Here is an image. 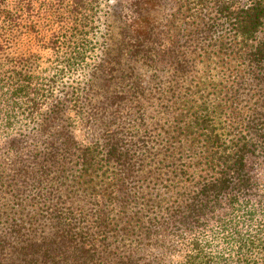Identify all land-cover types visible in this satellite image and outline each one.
Here are the masks:
<instances>
[{
    "label": "trees",
    "instance_id": "obj_1",
    "mask_svg": "<svg viewBox=\"0 0 264 264\" xmlns=\"http://www.w3.org/2000/svg\"><path fill=\"white\" fill-rule=\"evenodd\" d=\"M88 1L0 0V149L19 163L0 164V264H264V0L185 1L195 23L169 48L160 0H113L103 55L66 100L25 66L73 48ZM127 50L149 68L169 55L153 116L146 89L110 78L133 76ZM71 111L89 143L60 126Z\"/></svg>",
    "mask_w": 264,
    "mask_h": 264
},
{
    "label": "rangeland",
    "instance_id": "obj_2",
    "mask_svg": "<svg viewBox=\"0 0 264 264\" xmlns=\"http://www.w3.org/2000/svg\"><path fill=\"white\" fill-rule=\"evenodd\" d=\"M185 1L187 0H160V11L153 12V20L154 23L158 26L157 32H159V36L161 38V40L158 41H166V48H169L171 46L169 45L167 36H171L172 39L170 41L175 40L179 44L177 47L183 46L185 35L188 34V32L191 30V24L195 23L193 19L189 18L185 13L181 11L180 7L185 3ZM113 3V0L88 1V4L84 9L86 20L84 26L79 28L78 36L72 39L73 48L63 46V48H60L57 51H53L49 48H34L31 50L36 54L33 57V59H35V63L32 66H25V70L29 69V73L34 74L35 78L33 81L35 85L44 89L46 87H48L49 89L50 87H52L54 89L55 95H64L63 98H65L66 100L67 98L71 99L69 96L70 94H68L70 90L73 89L74 85H82L85 81H88L90 74L94 71L95 65L99 62L101 55H103V42L107 38L106 35H108V24L111 23L108 16L111 12V6ZM186 18L190 19L191 22L187 23ZM169 30L170 35L168 34ZM25 41L23 43V46L21 47L23 49V52H25L28 47H30L28 44L29 38H26ZM149 45L155 47L158 44H155L153 42V44L149 43ZM76 46L78 50L74 49V47ZM129 50L126 51L125 56L122 59V65L124 68L132 66L134 68L133 76L131 78H119V76H116V72H114L113 76H110V78L113 83H118L122 86H125V89H127V87H129L132 82L146 89V95L148 97L144 100V109H149L147 113L150 116H153V114H157V112H154L153 109L155 108L154 104L159 102V98H151L148 93L149 91L154 92V89L158 86V84L160 86H163V83L168 80L166 75L170 63L169 55L160 57V61L156 62L155 68H149V65L145 64L143 59L132 62L131 58L129 57ZM78 52L81 53V58L79 57L75 59L74 57ZM28 54L29 53L27 52V54L25 55ZM1 59L2 57H0V60ZM68 59H72V63L76 61L75 64L71 66L67 64ZM65 66H67V68ZM2 67L3 66H1V69ZM5 71L6 67H3L2 73H4ZM40 91L44 92L45 90ZM155 98H157V100ZM46 106L47 104H45V107ZM158 115L161 114L158 113ZM69 116L75 118L76 120L73 119V121L76 122L72 124L60 121V126H67L68 129L72 130L71 133L77 139H79L83 143H89L98 131L95 130V127L93 126L94 123H82L79 118L75 116V114L73 115V112L69 114ZM21 117H26V115ZM26 119L30 121V119ZM32 125L33 124H31V126ZM6 149L7 148L5 147H2L0 149V164L2 166L1 170H5L6 174L8 172L10 175H13L14 169L15 171H17V167H19V163L14 157L15 154H12L10 151L7 152ZM21 152L23 153V150ZM254 167H256L254 169V172H256L257 174L256 178H258L259 183L264 188V167H257V165H255ZM14 182H16V179L15 181H13V183ZM12 199L13 197L11 196V194L3 198V200H5V202L7 201L8 204L12 202ZM8 207L9 206H6V208Z\"/></svg>",
    "mask_w": 264,
    "mask_h": 264
}]
</instances>
